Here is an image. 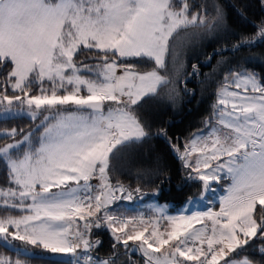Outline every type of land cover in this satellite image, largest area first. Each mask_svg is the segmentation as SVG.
<instances>
[{"label": "snow or ice", "instance_id": "obj_1", "mask_svg": "<svg viewBox=\"0 0 264 264\" xmlns=\"http://www.w3.org/2000/svg\"><path fill=\"white\" fill-rule=\"evenodd\" d=\"M224 26L223 8L210 14L199 0H0V120L36 122L0 131V246L16 250L0 264H25L22 255L117 264L121 254L124 264H138L132 255L139 264H255L249 250L264 264V79L245 68L223 77L207 131L169 141L201 198L231 181L219 211L167 216L161 230L111 208L132 199L112 183L111 162L152 135L139 109L187 91L177 37ZM259 44L264 19L229 50ZM94 229L112 235L107 258L94 255L103 244Z\"/></svg>", "mask_w": 264, "mask_h": 264}, {"label": "trees", "instance_id": "obj_2", "mask_svg": "<svg viewBox=\"0 0 264 264\" xmlns=\"http://www.w3.org/2000/svg\"><path fill=\"white\" fill-rule=\"evenodd\" d=\"M199 2L207 5L210 14L213 4H219L223 8L224 28L211 34H181L177 37L176 48L181 53L180 60L184 64L183 79L186 81L187 91L184 86H180L178 95L173 98L161 94L160 97L143 104L138 115L152 133L150 139L133 146L112 161L109 172L112 183L119 181L132 191L134 199L137 197L143 201L155 199L170 205L172 211L178 210L189 200L197 197L201 193V185L188 178V171L169 147V141L172 143H176L177 140L186 141L198 130H207L205 120L213 113L217 101L216 94L229 70L245 68L264 79V44L251 49L244 48L236 53L229 50L239 42L242 35L255 34L257 25L264 19V0H199ZM250 56L258 58L249 62ZM193 64L197 66L198 74H193ZM138 67L147 68L148 65ZM35 123L26 117L0 120V131L11 130L13 127L24 128L27 131L33 128ZM161 133L166 134L167 139ZM6 186L4 165L0 163V187ZM137 188L140 192L135 191ZM2 214L0 212V215ZM93 238L103 242L102 247L94 255L107 258L111 254L113 242L111 233L106 229H94ZM120 251L123 252L122 249ZM0 254L16 258V250L3 246H0ZM244 255L255 264H260V256L251 250ZM20 258L25 264H65L69 260L54 259L52 256L38 259L22 255ZM125 259L121 254L117 264H124ZM131 259L136 260L138 264L140 262L139 255H132Z\"/></svg>", "mask_w": 264, "mask_h": 264}, {"label": "rangeland", "instance_id": "obj_3", "mask_svg": "<svg viewBox=\"0 0 264 264\" xmlns=\"http://www.w3.org/2000/svg\"><path fill=\"white\" fill-rule=\"evenodd\" d=\"M230 90H236V89L230 87ZM94 180L93 182H91L93 185H96L99 183L98 180H95V181ZM228 184L229 183L225 182V180H221L219 183H214L213 184L214 194L208 193L201 198V193H200L197 197L189 200L183 207L179 208L176 211H172L170 205L160 203L155 199L146 200L142 203V201H139L140 197H137L134 199L133 194H132L131 200H128V199L117 200L116 202L117 204L114 203L111 206V208L114 210L118 208L119 206L135 207L139 209L145 208L144 210H147L151 212L152 214H154V218L156 217L155 220L159 221L160 228L161 230H163L168 225V221L166 219L167 216H177L178 217L181 215H193L197 212H202L203 209H206V207H208L212 211H219V208H220L219 197L225 194V190L228 187ZM133 201L135 203H133ZM190 201H195V202L192 203ZM160 209L163 210V213H164L163 216L159 212ZM196 227L199 228L200 225H196ZM51 256L54 259H59V260L70 259L69 256L67 255H51Z\"/></svg>", "mask_w": 264, "mask_h": 264}, {"label": "crops", "instance_id": "obj_4", "mask_svg": "<svg viewBox=\"0 0 264 264\" xmlns=\"http://www.w3.org/2000/svg\"><path fill=\"white\" fill-rule=\"evenodd\" d=\"M207 131V130H206ZM95 181V180H94ZM93 182V180L91 181ZM225 182L227 183H231V181H227L225 180ZM139 201H142V203L144 202L143 200L139 199ZM137 202V201H136ZM135 203V202H134ZM208 207H206L207 209ZM145 208H135V207H125V206H119L118 208L115 209V214L120 215V216H127L129 218L131 217H143V219L145 221H153L156 219V217L154 218V214H152L151 212L144 210ZM206 209H203V211H205ZM209 209V208H208ZM207 209V210H208ZM206 210V211H207ZM202 211V212H203ZM177 217V216H176ZM131 243V242H130Z\"/></svg>", "mask_w": 264, "mask_h": 264}]
</instances>
